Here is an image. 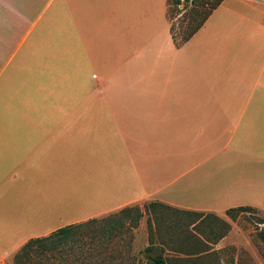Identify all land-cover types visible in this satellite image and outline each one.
Segmentation results:
<instances>
[{
  "label": "crops",
  "instance_id": "0c3cea01",
  "mask_svg": "<svg viewBox=\"0 0 264 264\" xmlns=\"http://www.w3.org/2000/svg\"><path fill=\"white\" fill-rule=\"evenodd\" d=\"M166 3L0 0V77L23 45L32 59L44 40L47 70L63 56L70 62L45 78V102L55 105L45 126L0 125V264L26 258L17 255L30 239L124 208L142 213L146 203L224 222L208 251L232 243L234 264H264L254 227L226 214L250 207L264 227V0H216L185 40L171 31ZM233 132L237 159L223 186L206 172L171 193L145 190L154 176L136 173L131 150L182 157L219 137L228 150ZM167 163L176 159L168 154Z\"/></svg>",
  "mask_w": 264,
  "mask_h": 264
},
{
  "label": "rangeland",
  "instance_id": "374dc122",
  "mask_svg": "<svg viewBox=\"0 0 264 264\" xmlns=\"http://www.w3.org/2000/svg\"><path fill=\"white\" fill-rule=\"evenodd\" d=\"M215 2L216 0H188L185 3L183 0H167L166 16L175 37L181 39L187 35ZM52 45L50 44L51 47ZM33 52L32 59L24 58L26 52L23 45L10 64L12 69H7L0 77V85L4 84L3 88H0L1 126H45V110L55 108V105L49 106L50 103L45 102V78L54 74L60 76L64 69L69 68L70 62L67 63L63 56L62 63L57 66V62H54L47 70L45 40L41 47ZM54 60L55 58L50 59L51 62ZM64 106L65 103L62 102L61 108ZM56 107L58 108V103ZM233 122L234 119H230L227 133ZM226 134L228 150H221L223 137H219L204 150L182 157H177L173 150L162 147L154 150L153 147L145 146L141 151L142 155L131 150L133 163L135 166L137 164L136 173L143 178L154 176V180L146 181L145 190L164 185L167 190L163 187L162 193H171L181 189L189 178L200 177L206 172L207 180H214L215 184L223 186L222 179L229 176L226 171L233 169L231 162L237 159L232 153L236 149L237 134ZM168 154L170 158L176 159V163L171 167L167 163ZM125 160L126 158L121 168L124 173H128L132 183H136ZM121 162V158L114 161V176L120 171ZM222 163L223 167H218ZM190 189L193 193L198 192L200 188ZM135 190L140 191L138 187ZM129 208L126 213L115 212L87 220L81 225L75 224L66 239L44 250L33 246L26 258L18 260V264H147V258L156 254H160L166 264H234L232 243L208 251L210 246L207 242H215L227 230L228 226L224 222L210 220L208 215L180 212L156 203H146L136 219L135 210L133 207ZM237 214L239 221L254 227L253 239H256V246L264 258V240L260 237V230L264 227H261L259 218L250 211L234 212V216ZM195 221L193 226H189ZM140 229L145 230L146 237L141 236L143 230ZM147 244H152L153 248L143 251Z\"/></svg>",
  "mask_w": 264,
  "mask_h": 264
},
{
  "label": "trees",
  "instance_id": "16d2710c",
  "mask_svg": "<svg viewBox=\"0 0 264 264\" xmlns=\"http://www.w3.org/2000/svg\"><path fill=\"white\" fill-rule=\"evenodd\" d=\"M183 1L186 3L188 0H183ZM199 23L187 35H185L184 37H182L181 40H185L187 38V36L199 25ZM126 210H130V208L121 209L120 212H123L124 211L126 213L127 212ZM133 210H135L134 218L137 219L139 217V215H140V211H139V209L137 207H133ZM251 210L252 209L250 207L239 206V207H235V208L228 209L226 211V214L229 217L232 218L234 216V212H236V211H251ZM79 225H81V224H79ZM113 226L114 225H112V227ZM73 228H75V225L63 226V227H60L57 230L53 231L52 233H50L49 235H47L45 237L34 238V239L28 240L19 249V253H18L17 257L20 258V255H23V256L28 255L29 254L28 252H30L32 250V247L33 246L37 247V249L39 248L40 250H44V249H46L48 247L50 248L54 244L60 243L59 241L66 239V237L68 235H70L69 232ZM261 238L264 240V235L263 234H262V237ZM152 248H153V245L152 244H147L143 248V251H149ZM147 259H148L147 264H166L164 258L160 254L151 255Z\"/></svg>",
  "mask_w": 264,
  "mask_h": 264
}]
</instances>
